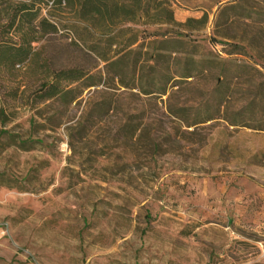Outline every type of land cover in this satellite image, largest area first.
Instances as JSON below:
<instances>
[{
  "label": "rangeland",
  "instance_id": "1",
  "mask_svg": "<svg viewBox=\"0 0 264 264\" xmlns=\"http://www.w3.org/2000/svg\"><path fill=\"white\" fill-rule=\"evenodd\" d=\"M170 2L115 69L65 6L0 65V264H264V0ZM69 69L93 79L46 101Z\"/></svg>",
  "mask_w": 264,
  "mask_h": 264
},
{
  "label": "trees",
  "instance_id": "2",
  "mask_svg": "<svg viewBox=\"0 0 264 264\" xmlns=\"http://www.w3.org/2000/svg\"><path fill=\"white\" fill-rule=\"evenodd\" d=\"M63 6L72 9L75 22L82 23H73L69 28L75 38L110 69L124 60L118 53L112 54L121 33L114 35L119 25L137 24L141 20L145 25L157 24L159 20L177 24L170 0H0V65L11 70L22 67L33 53V44L58 30L57 24L43 15V10ZM97 34L107 36L104 47L100 38H95ZM135 42L130 39L125 49ZM51 78L48 77L51 80L43 95L46 101H64L76 93L73 85L93 79L81 69L61 71Z\"/></svg>",
  "mask_w": 264,
  "mask_h": 264
}]
</instances>
